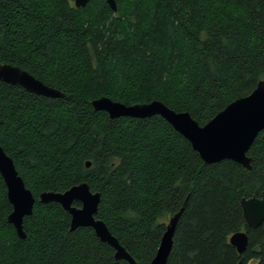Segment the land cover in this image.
<instances>
[{
    "label": "trees",
    "instance_id": "16d2710c",
    "mask_svg": "<svg viewBox=\"0 0 264 264\" xmlns=\"http://www.w3.org/2000/svg\"><path fill=\"white\" fill-rule=\"evenodd\" d=\"M115 2L116 11L105 0H0V64L63 93L0 81V145L35 198L20 238L0 175V264H128L92 228L70 230L59 203L38 201L83 181L135 264L150 263L180 208L167 264H264V222L248 227L241 207L264 193V128L246 169L205 163L159 115L110 118L90 105L102 95L160 100L205 124L264 81V0ZM238 230L248 235L241 254L229 242Z\"/></svg>",
    "mask_w": 264,
    "mask_h": 264
},
{
    "label": "water",
    "instance_id": "95a60500",
    "mask_svg": "<svg viewBox=\"0 0 264 264\" xmlns=\"http://www.w3.org/2000/svg\"><path fill=\"white\" fill-rule=\"evenodd\" d=\"M90 0H74L75 7H85ZM116 11L115 0H105ZM0 81L19 85L26 91L51 98L62 97L63 93L35 78L18 66L0 64ZM95 111H105L110 118L128 116L147 118L153 115L162 117L172 128L189 141L205 163H216L229 159L246 169L251 168V158L247 151L254 138L264 128V81L260 80L247 95L234 99L218 111L209 121L199 125L187 111H175L160 100L145 103L125 104L102 95L90 102ZM87 167L90 162L85 163ZM0 175L6 186V195L11 204L7 222L12 224L20 238L25 237L23 219L32 213L35 198L25 186L12 158L0 145ZM40 203L57 202L70 215V230L90 227L96 236L111 246L116 260L124 259L135 264L134 258L111 234L106 224L98 217L97 209L100 193L91 191L83 181L62 191H42L38 195ZM242 214L248 227L256 228L264 222V193L260 197L241 199ZM183 208L168 219L155 255L149 264H167L173 246V234ZM264 240V236H263ZM229 242L239 254L246 250L248 235L244 230L231 234Z\"/></svg>",
    "mask_w": 264,
    "mask_h": 264
},
{
    "label": "rangeland",
    "instance_id": "374dc122",
    "mask_svg": "<svg viewBox=\"0 0 264 264\" xmlns=\"http://www.w3.org/2000/svg\"><path fill=\"white\" fill-rule=\"evenodd\" d=\"M247 264H255V260H251Z\"/></svg>",
    "mask_w": 264,
    "mask_h": 264
}]
</instances>
